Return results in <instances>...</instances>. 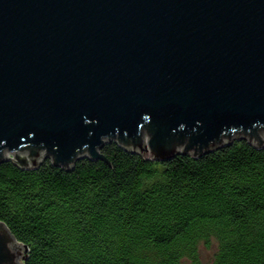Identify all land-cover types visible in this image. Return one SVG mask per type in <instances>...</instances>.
Listing matches in <instances>:
<instances>
[{"label":"water","instance_id":"1","mask_svg":"<svg viewBox=\"0 0 264 264\" xmlns=\"http://www.w3.org/2000/svg\"><path fill=\"white\" fill-rule=\"evenodd\" d=\"M234 138L264 147V0H0L2 160L68 170L113 142L167 160ZM26 252L0 222V264Z\"/></svg>","mask_w":264,"mask_h":264},{"label":"trees","instance_id":"2","mask_svg":"<svg viewBox=\"0 0 264 264\" xmlns=\"http://www.w3.org/2000/svg\"><path fill=\"white\" fill-rule=\"evenodd\" d=\"M64 169L0 158V222L24 264H264V147L148 159L116 143Z\"/></svg>","mask_w":264,"mask_h":264},{"label":"rangeland","instance_id":"3","mask_svg":"<svg viewBox=\"0 0 264 264\" xmlns=\"http://www.w3.org/2000/svg\"><path fill=\"white\" fill-rule=\"evenodd\" d=\"M239 139L243 138H234V141H237ZM243 140L248 141L251 143L248 138H244ZM252 144V143H251ZM256 146L255 144H252ZM257 147V146H256ZM140 154V153H139ZM189 154V153H188ZM142 155V154H140ZM143 156V155H142ZM157 159V158H156ZM155 160V159H154ZM217 250V244L214 242L210 247H207L206 245L202 244L200 247V253H201V258L204 264H211L213 261L214 254Z\"/></svg>","mask_w":264,"mask_h":264}]
</instances>
